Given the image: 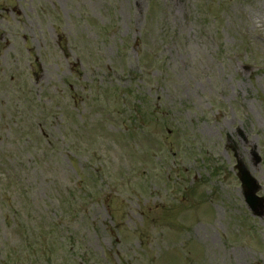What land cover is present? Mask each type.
Listing matches in <instances>:
<instances>
[{"label": "rangeland", "instance_id": "1", "mask_svg": "<svg viewBox=\"0 0 264 264\" xmlns=\"http://www.w3.org/2000/svg\"><path fill=\"white\" fill-rule=\"evenodd\" d=\"M237 161L264 0H0V264H264Z\"/></svg>", "mask_w": 264, "mask_h": 264}, {"label": "water", "instance_id": "2", "mask_svg": "<svg viewBox=\"0 0 264 264\" xmlns=\"http://www.w3.org/2000/svg\"><path fill=\"white\" fill-rule=\"evenodd\" d=\"M239 176L245 187V197L248 204L255 213L261 214L264 208V199L255 194V191L259 188L257 181L250 175L245 165H240Z\"/></svg>", "mask_w": 264, "mask_h": 264}]
</instances>
